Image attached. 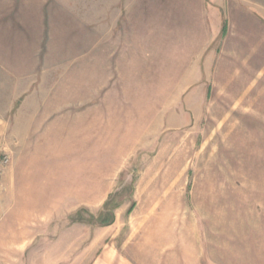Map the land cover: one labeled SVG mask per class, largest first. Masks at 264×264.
Returning <instances> with one entry per match:
<instances>
[{
	"label": "rangeland",
	"instance_id": "rangeland-1",
	"mask_svg": "<svg viewBox=\"0 0 264 264\" xmlns=\"http://www.w3.org/2000/svg\"><path fill=\"white\" fill-rule=\"evenodd\" d=\"M57 3L0 86V264H264V0Z\"/></svg>",
	"mask_w": 264,
	"mask_h": 264
},
{
	"label": "crops",
	"instance_id": "crops-1",
	"mask_svg": "<svg viewBox=\"0 0 264 264\" xmlns=\"http://www.w3.org/2000/svg\"><path fill=\"white\" fill-rule=\"evenodd\" d=\"M58 2V1H57ZM56 0H0V86H31L42 84L39 80L43 76L44 70L48 67L39 66L37 60L31 59L30 46L34 47L33 52L37 53V46L41 32L47 30L52 31L55 20L63 22L70 20L69 4L64 6L63 3L55 4ZM80 3V1H79ZM77 6H84V4ZM72 5H76L75 3ZM72 11H75L72 9ZM77 13L76 20L81 21V27H85L84 9L75 11ZM34 43V46L31 45ZM34 53V54H35ZM50 68V67H49ZM52 68V66H51ZM43 70V73L38 71ZM20 99V98H18ZM15 102L14 99L5 98L4 101ZM262 102V100H260ZM264 102V99H263ZM14 105L3 108L4 111L0 117L7 118ZM264 111V106L260 107ZM19 111L15 112L13 117L23 116V108L19 107ZM256 146L262 149V142L256 141Z\"/></svg>",
	"mask_w": 264,
	"mask_h": 264
},
{
	"label": "built area",
	"instance_id": "built-area-1",
	"mask_svg": "<svg viewBox=\"0 0 264 264\" xmlns=\"http://www.w3.org/2000/svg\"><path fill=\"white\" fill-rule=\"evenodd\" d=\"M8 163V159L7 158H3L2 160H0V165L1 164H7Z\"/></svg>",
	"mask_w": 264,
	"mask_h": 264
},
{
	"label": "trees",
	"instance_id": "trees-1",
	"mask_svg": "<svg viewBox=\"0 0 264 264\" xmlns=\"http://www.w3.org/2000/svg\"><path fill=\"white\" fill-rule=\"evenodd\" d=\"M226 32V26H225V23L223 24L222 26V33L224 34Z\"/></svg>",
	"mask_w": 264,
	"mask_h": 264
}]
</instances>
